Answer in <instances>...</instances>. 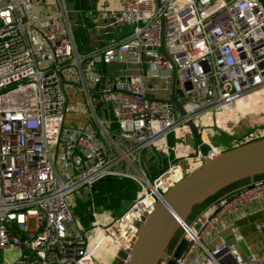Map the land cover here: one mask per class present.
<instances>
[{
  "label": "built area",
  "instance_id": "2783aa9c",
  "mask_svg": "<svg viewBox=\"0 0 264 264\" xmlns=\"http://www.w3.org/2000/svg\"><path fill=\"white\" fill-rule=\"evenodd\" d=\"M70 13L66 0H0V264H99L95 253L103 247L123 264L144 218L204 161L185 121L209 146L208 158L264 137V125L235 140L229 128L249 115L264 117V0H122L106 15L130 32L83 54L74 46ZM110 64L139 71L102 78L98 66ZM172 68L184 119L168 99L154 96L150 82L169 83ZM72 78L82 106L68 102ZM68 114L83 124H65ZM211 134L228 141L214 145ZM155 147L165 166L149 177L141 159L147 162ZM107 177L137 187L120 213L92 201V187ZM75 193L88 203L86 228L72 213ZM262 198L264 178L216 195L190 220L175 217L180 236L156 264H264V237L261 254L243 257L237 229L226 222ZM181 238L186 245L174 259ZM6 250L17 252L14 261L2 257Z\"/></svg>",
  "mask_w": 264,
  "mask_h": 264
},
{
  "label": "water",
  "instance_id": "95a60500",
  "mask_svg": "<svg viewBox=\"0 0 264 264\" xmlns=\"http://www.w3.org/2000/svg\"><path fill=\"white\" fill-rule=\"evenodd\" d=\"M159 52L165 57L161 31ZM175 85V70L172 68L170 82L166 84L169 90L168 102L180 116L179 119H184L187 115L182 111L176 98L178 91ZM185 125L192 137L194 147L204 157V161L190 176L178 182L163 195L152 212L144 218L123 264H156L165 258V249L177 230L175 217L184 220L193 210L212 197L255 179L264 178V137L208 158L210 148L202 141L201 134L189 120L185 121ZM232 139L236 138L232 137ZM185 245L186 242L182 238L179 239L173 253L174 259L181 255Z\"/></svg>",
  "mask_w": 264,
  "mask_h": 264
},
{
  "label": "crops",
  "instance_id": "0c3cea01",
  "mask_svg": "<svg viewBox=\"0 0 264 264\" xmlns=\"http://www.w3.org/2000/svg\"><path fill=\"white\" fill-rule=\"evenodd\" d=\"M121 1L122 0H84L85 10H83L82 13L81 11L72 9L73 16L70 27H74V17L82 15L81 27L85 32L84 40L86 44L83 50L79 52L76 51L77 53L83 54L92 49L101 48L111 40H121L130 32V27L120 25L106 15L108 11H118ZM97 70L102 78H107L109 80L123 78L129 74L138 73L139 71V69L133 65L124 64L99 65ZM140 70L142 74L145 73L144 66H142ZM150 82L156 88L154 95L156 98H169V90L166 88L167 83L160 80ZM66 88L69 104H80L82 100L84 103L85 97L80 86L77 84L76 78H72V81H67ZM72 88L80 89L81 93L78 90L72 92ZM79 93L83 96L82 100H78ZM98 97V93L94 91L90 92V99L95 105L96 111L99 109L97 105ZM69 119L71 123L75 124L77 121H83V118L75 115L72 116V119L70 117ZM65 124L69 123L65 122ZM226 222L228 224H233L237 229L240 239L236 243V249L243 257L262 253L261 241L264 237V198L242 206L231 215ZM223 234L227 236V233L223 232Z\"/></svg>",
  "mask_w": 264,
  "mask_h": 264
},
{
  "label": "trees",
  "instance_id": "16d2710c",
  "mask_svg": "<svg viewBox=\"0 0 264 264\" xmlns=\"http://www.w3.org/2000/svg\"><path fill=\"white\" fill-rule=\"evenodd\" d=\"M66 1L71 4L73 10L81 11V13L85 10L84 0ZM81 17L82 15L74 17V27L71 28L72 38L77 52L82 51L86 44L84 40L85 32L81 27ZM159 166H165V162L161 160ZM136 190V185L128 179L107 177L98 181L92 187V201L94 206L102 211L119 213L134 199ZM87 205L88 203L86 201L76 198L74 200V206L72 207V213L82 228H86L91 222V217L86 212Z\"/></svg>",
  "mask_w": 264,
  "mask_h": 264
},
{
  "label": "rangeland",
  "instance_id": "374dc122",
  "mask_svg": "<svg viewBox=\"0 0 264 264\" xmlns=\"http://www.w3.org/2000/svg\"><path fill=\"white\" fill-rule=\"evenodd\" d=\"M52 1H54V0H52ZM72 16H73V13H70L69 14V22H71ZM75 90H78L81 93L80 89L72 88V92H75ZM80 93L78 95L80 97V98L78 97V100H82L83 99V96ZM76 104L82 106L83 105V100L80 102V104H78V103H76ZM72 116H73V114L66 115L65 122L66 123L67 122L71 123L70 122L71 120L69 119V117L72 119ZM89 117H90V113H89ZM89 117L86 116L85 120H88ZM83 122L84 121H77L76 124H83ZM253 124L264 125V117L261 116V115H249L248 117L240 119L238 124L230 125L229 128H230L231 133H233L232 136H234L235 138H238V137L241 136V133L249 131V129L252 127ZM177 135H179V133ZM208 139L214 145L224 144L225 142L228 141V139L223 137L221 134H211ZM188 143H189V141L185 142V144L189 145ZM179 148H181V147H179ZM189 148H191V147H189ZM161 150L162 149L160 147H155L154 149L150 150V152H149L150 156H149V159H148L147 162L144 161L145 158L141 159V166H142L143 170L147 173V175L149 177H154L155 176V174L157 172V166L159 165L160 160H163V153H162ZM187 151H188V148H187ZM144 157H145V155H144ZM76 198H78L80 200L83 199L82 196L79 197V193H75L74 199H76ZM200 207H197L195 210H193L192 213L189 216L186 217V219L190 220L191 217L197 212V210ZM179 236H180V231H179V229H177L175 231L174 237L172 238L170 243L173 242L175 239H177ZM107 249L109 250L108 247L99 248L97 250V255L98 256L97 255L95 256V260H98L99 264H120L119 262H116V261L112 262L113 260L106 253ZM16 256H17V252L16 251H7L6 250V251L2 252V257L4 259H6L7 261H10V262L14 261ZM105 260H106V263L102 262V261H105Z\"/></svg>",
  "mask_w": 264,
  "mask_h": 264
},
{
  "label": "bare ground",
  "instance_id": "6f19581e",
  "mask_svg": "<svg viewBox=\"0 0 264 264\" xmlns=\"http://www.w3.org/2000/svg\"><path fill=\"white\" fill-rule=\"evenodd\" d=\"M257 101H252L251 103L253 104V103H256ZM243 108H244V106H243V103H242V105L240 104V105H238V111L240 112V113H242L243 112ZM125 241V240H124ZM104 248V247H103ZM110 251L109 250H107V254L109 255V257H110V253H109ZM95 255H97V252L95 253ZM98 256V255H97ZM102 262H105L106 263V260L105 261H102Z\"/></svg>",
  "mask_w": 264,
  "mask_h": 264
},
{
  "label": "flooded vegetation",
  "instance_id": "af4514ba",
  "mask_svg": "<svg viewBox=\"0 0 264 264\" xmlns=\"http://www.w3.org/2000/svg\"><path fill=\"white\" fill-rule=\"evenodd\" d=\"M116 261V260H115ZM112 262H114V260L112 261ZM117 262V261H116Z\"/></svg>",
  "mask_w": 264,
  "mask_h": 264
}]
</instances>
